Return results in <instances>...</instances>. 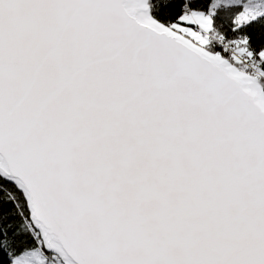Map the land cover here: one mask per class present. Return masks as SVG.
<instances>
[{"label":"snow or ice","instance_id":"obj_1","mask_svg":"<svg viewBox=\"0 0 264 264\" xmlns=\"http://www.w3.org/2000/svg\"><path fill=\"white\" fill-rule=\"evenodd\" d=\"M0 264H264V0H0Z\"/></svg>","mask_w":264,"mask_h":264}]
</instances>
